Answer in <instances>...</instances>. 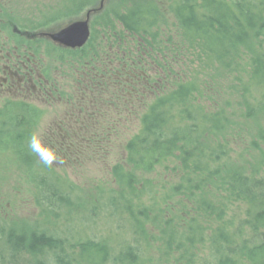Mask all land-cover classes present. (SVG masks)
<instances>
[{"label":"trees","instance_id":"trees-1","mask_svg":"<svg viewBox=\"0 0 264 264\" xmlns=\"http://www.w3.org/2000/svg\"><path fill=\"white\" fill-rule=\"evenodd\" d=\"M101 1L10 21L36 34L94 10L85 46L46 42V57L111 49L108 85L137 97L138 131L83 188L34 169L33 107L1 113L0 152L28 172L38 214L12 218L0 200V264H264V0Z\"/></svg>","mask_w":264,"mask_h":264},{"label":"rangeland","instance_id":"rangeland-1","mask_svg":"<svg viewBox=\"0 0 264 264\" xmlns=\"http://www.w3.org/2000/svg\"><path fill=\"white\" fill-rule=\"evenodd\" d=\"M69 1L0 0V17L16 12L19 18L43 22V18L59 14ZM84 17L85 13L77 19H60L47 29H41L44 45L39 52L43 58L44 82L39 87L43 96L38 98L37 88L29 81L24 91L9 86L0 88V105L7 100H23L35 106L40 117L33 130L34 169L47 163L77 186L87 188L108 180L110 167L124 159V145L138 131L142 107L137 97L108 85L116 81L112 74L118 66L111 49L102 52L100 60L94 62L69 59L61 63L56 59L57 53L46 57L48 36ZM171 23L166 14L161 30H169ZM2 37L9 42L7 34ZM4 66L5 62H1L0 68ZM1 77L0 71V83ZM135 87L138 90V86ZM15 164L10 154L0 152V200L9 216L30 223L38 211L32 199L28 172L18 171Z\"/></svg>","mask_w":264,"mask_h":264},{"label":"flooded vegetation","instance_id":"flooded-vegetation-1","mask_svg":"<svg viewBox=\"0 0 264 264\" xmlns=\"http://www.w3.org/2000/svg\"><path fill=\"white\" fill-rule=\"evenodd\" d=\"M92 15L93 13L90 15L89 25ZM10 28L11 34L15 36V39L10 34ZM40 31L41 29L36 34L29 33L23 27L12 25L10 13H4V16L0 17V54H4V56L0 55V63L5 62V66L0 68L2 75L0 83L1 89L9 86L24 91L30 81L37 88L36 94L38 98L43 96V90L39 87L44 82L43 58H41L39 51L43 49L42 45H44V41L42 36H44V33ZM2 34H7L10 38L9 42L6 38L2 37ZM12 39L15 40V44L12 43ZM53 45L61 48L58 45ZM35 83H38V85ZM18 104L33 107L38 112L37 118H35L36 126L40 117L39 110L30 103H25L23 100L4 101L0 105V114L4 111L11 110L12 107H16L14 105Z\"/></svg>","mask_w":264,"mask_h":264},{"label":"water","instance_id":"water-1","mask_svg":"<svg viewBox=\"0 0 264 264\" xmlns=\"http://www.w3.org/2000/svg\"><path fill=\"white\" fill-rule=\"evenodd\" d=\"M102 3H100V8ZM94 10L88 11L83 20L75 21L48 36L49 41L64 49H81L89 39V18Z\"/></svg>","mask_w":264,"mask_h":264}]
</instances>
